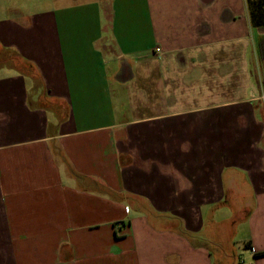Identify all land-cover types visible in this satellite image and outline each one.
Segmentation results:
<instances>
[{"label": "crops", "instance_id": "obj_1", "mask_svg": "<svg viewBox=\"0 0 264 264\" xmlns=\"http://www.w3.org/2000/svg\"><path fill=\"white\" fill-rule=\"evenodd\" d=\"M258 20L264 0H0V264H227L239 227L264 264Z\"/></svg>", "mask_w": 264, "mask_h": 264}, {"label": "rangeland", "instance_id": "obj_2", "mask_svg": "<svg viewBox=\"0 0 264 264\" xmlns=\"http://www.w3.org/2000/svg\"><path fill=\"white\" fill-rule=\"evenodd\" d=\"M44 8V7H43ZM227 212H225V209L222 210L221 212V215L219 216V214L217 215V220H223V219H227L228 214H226ZM222 223H225L224 221ZM234 228V227H233ZM229 232V235H230V239H231V244L230 246L228 245V242L226 243L227 241V238H223L222 239V236L218 238L222 240V243L221 245H223V247L226 248V250H228L227 254H230L231 256V259L230 261L227 263V264H240V262L244 259V258H247L246 255H245V250L246 248L244 247V244H243V231L240 230V227L235 230H228ZM223 235H225V233H223ZM235 258V259H233ZM235 261V262H233ZM233 262V263H232ZM245 262V261H244ZM243 264V263H241Z\"/></svg>", "mask_w": 264, "mask_h": 264}, {"label": "trees", "instance_id": "obj_3", "mask_svg": "<svg viewBox=\"0 0 264 264\" xmlns=\"http://www.w3.org/2000/svg\"><path fill=\"white\" fill-rule=\"evenodd\" d=\"M259 8H262V7L259 6ZM260 18H261V17H260ZM255 24H256L257 26H262V25H264V20H258V21L255 22ZM9 62H12V64L15 65V67L18 68V65H16V63L14 62V60L11 59V61H9ZM1 64H2V63H0V68H1L2 65H3V64H2V65H1ZM21 67H22V66H21ZM22 68H24V67H22Z\"/></svg>", "mask_w": 264, "mask_h": 264}, {"label": "built area", "instance_id": "obj_4", "mask_svg": "<svg viewBox=\"0 0 264 264\" xmlns=\"http://www.w3.org/2000/svg\"><path fill=\"white\" fill-rule=\"evenodd\" d=\"M157 51H160V49H157ZM128 209V208H127Z\"/></svg>", "mask_w": 264, "mask_h": 264}]
</instances>
